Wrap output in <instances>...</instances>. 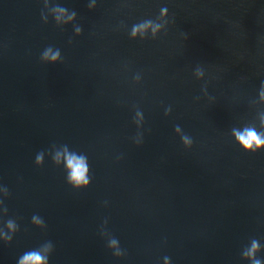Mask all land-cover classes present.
Segmentation results:
<instances>
[{
	"label": "water",
	"instance_id": "95a60500",
	"mask_svg": "<svg viewBox=\"0 0 264 264\" xmlns=\"http://www.w3.org/2000/svg\"><path fill=\"white\" fill-rule=\"evenodd\" d=\"M49 3L0 0V229L19 225L0 264L48 241L49 264H249L242 250L264 245V149L245 151L231 129L264 113V0ZM55 4L76 19L57 26ZM149 19L155 36L131 37ZM48 46L62 60L42 61ZM54 144L87 156V187L67 182Z\"/></svg>",
	"mask_w": 264,
	"mask_h": 264
},
{
	"label": "clouds",
	"instance_id": "9594fccd",
	"mask_svg": "<svg viewBox=\"0 0 264 264\" xmlns=\"http://www.w3.org/2000/svg\"><path fill=\"white\" fill-rule=\"evenodd\" d=\"M49 0H45V5H49ZM89 8L95 7V3H90ZM51 11L53 13V19L57 26L61 24H68L71 21H74L77 17V13L72 10L59 5H51ZM166 9H161V15L166 14ZM41 18L47 22L48 18L41 12ZM162 26L158 23H155L152 20H144L140 23H137L132 26L131 37L135 38L138 34L143 38L147 31L151 29L153 36L160 30ZM74 31L77 35L82 33V28L80 26H74ZM40 59L44 62H57L62 60L61 51L58 48H53L48 46L41 53ZM202 75V73H199ZM261 99H264V90L261 91ZM171 112V108L165 109V115H168ZM144 116L140 110H137L135 113V118L133 122L140 127L141 122L143 121ZM260 127L257 128L255 124H246L242 127H233L231 129V134L234 137L235 141L245 150L250 152H256L258 150L264 149V113H261L259 116ZM175 132L181 133L182 129L179 125L175 126ZM137 135H142L137 133ZM181 141L185 146L190 147L193 143L191 137L187 134H181ZM141 140H135V143H141ZM48 154L51 156L52 161L56 165H60L62 162L66 170V180L74 188H83L87 187L90 184L89 176V163L88 158L83 153H77L75 151H70L67 145H52L51 149L48 151ZM45 152L40 151L35 157V163L37 165H42L44 163ZM9 190L7 187H4L3 196H9ZM4 201L0 199V205H3ZM3 214H7L8 209L6 206L2 207ZM32 223L38 227H46L44 220L39 215L32 216ZM107 223V221H105ZM7 231L0 229V239L5 242H11L13 235L19 230V225L16 223L15 219L9 218L4 223V227ZM104 236L107 233L101 232ZM107 246L113 250V255L120 257L126 253L121 249L120 243L117 238L113 237L111 234L108 235ZM264 249V245L260 243L259 240L253 238L250 240V245L245 247L242 250V257L249 261V264H264V259L258 258L257 253L261 252ZM53 251V244L51 241L45 242L39 248L32 249L23 253L17 261V264H49V255ZM164 264H170V259L164 257Z\"/></svg>",
	"mask_w": 264,
	"mask_h": 264
}]
</instances>
